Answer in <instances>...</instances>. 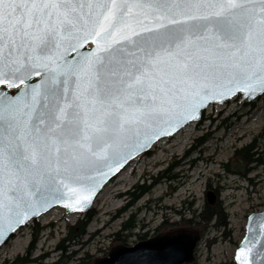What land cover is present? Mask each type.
Here are the masks:
<instances>
[{
	"label": "snow or ice",
	"instance_id": "1",
	"mask_svg": "<svg viewBox=\"0 0 264 264\" xmlns=\"http://www.w3.org/2000/svg\"><path fill=\"white\" fill-rule=\"evenodd\" d=\"M240 91L264 93V0H0V237ZM234 260L264 264V217Z\"/></svg>",
	"mask_w": 264,
	"mask_h": 264
},
{
	"label": "rangeland",
	"instance_id": "2",
	"mask_svg": "<svg viewBox=\"0 0 264 264\" xmlns=\"http://www.w3.org/2000/svg\"><path fill=\"white\" fill-rule=\"evenodd\" d=\"M190 124L162 139L104 187L84 231L79 224L86 215L73 218L57 207L19 230L0 249V264H99L119 248L163 238L164 224L173 230L171 225L181 219L195 218L207 205L212 209L220 202L225 223L212 222L206 229L195 224L184 231L195 238L190 263L236 264L247 218L264 207V165L242 166L237 155L254 143L264 162V95L252 103L239 95L224 105H210L199 123ZM142 185L149 191L133 196ZM131 219L135 228L122 232ZM76 226L70 240V227ZM170 233L174 230L164 238ZM63 240L65 249H59Z\"/></svg>",
	"mask_w": 264,
	"mask_h": 264
},
{
	"label": "water",
	"instance_id": "3",
	"mask_svg": "<svg viewBox=\"0 0 264 264\" xmlns=\"http://www.w3.org/2000/svg\"><path fill=\"white\" fill-rule=\"evenodd\" d=\"M87 47L88 46L85 47V51L87 50ZM239 95L242 97L243 101L252 103L258 98L262 97L264 93H258L255 96H248L240 91L235 92L231 96H225L220 100L208 101L198 110L197 116L193 117L190 120L181 121L180 124L176 127L175 131L165 130L163 134L158 133L154 138L150 139L144 147L135 150L134 153L126 155L124 160L121 162L118 170L109 173L106 178L100 181L98 187L96 188L95 194L92 196L90 201H88L84 205V207L69 208L65 204L51 202L50 206H46L35 214H30L28 219L23 224L15 225L14 228L9 231L6 236L0 237V249L7 242H9L20 229L27 226L31 221L40 218L44 214H47L57 207L65 209L69 214H87L93 209L94 203L104 187L113 179L117 178L130 165L132 161L136 160L138 157L146 153H149L153 149L154 145H156L162 139L174 136L188 124L192 122L199 123L203 119L210 105H224L225 103ZM208 195V203L213 204L214 197L212 196V193H209ZM262 217H264V207L262 211L251 213L248 216L245 226V235L247 234V228L249 227V225L256 224ZM194 247L195 238L190 234L182 233L167 238L142 241L132 247L119 248L118 250L112 252L109 258L101 261L99 264H189L193 259ZM171 248H177L178 250L175 252H171ZM235 263L238 264V262L236 261Z\"/></svg>",
	"mask_w": 264,
	"mask_h": 264
},
{
	"label": "trees",
	"instance_id": "4",
	"mask_svg": "<svg viewBox=\"0 0 264 264\" xmlns=\"http://www.w3.org/2000/svg\"><path fill=\"white\" fill-rule=\"evenodd\" d=\"M256 144H251V145H247L245 146L244 148L240 149L239 151H237V155L240 156V161H241V165L243 166V164H245L246 167H253V164L254 165H264V162H262L260 160L259 157H257L258 155V152L256 150ZM171 168L167 169L165 172L162 173L165 174V173H168L170 172ZM161 175V176H162ZM150 188L146 187L145 185H142V186H138L137 187V190L140 191L139 194L133 192V196L135 197H138L139 195H143L145 193H147L149 191ZM216 193H218L216 191ZM209 206L207 205L205 207V209L203 210V212H201L199 214V216H195V218H191V219H181L182 221L180 223H175L173 225H171L174 229V233H170L168 234V237H171V234H173L172 236L174 235H177L179 233H185L184 231L186 230H190V227H193V225H202L203 224V227L206 229V228H209V226L211 225L212 222H216L218 221L217 223L218 224H221V220L224 221V223L226 222V219H227V215L225 214V209L222 205V203H218V206L215 207V208H212V209H209L208 208ZM196 212L194 211L193 214H195ZM85 221L81 222L79 224V227L81 229V231H84L86 225L88 224V222L94 217V211L91 210L89 211L86 216H85ZM195 219H198L199 221H195ZM132 222V219L126 223L123 227V231H131L133 228H135L134 225L131 224ZM78 226L76 227H70V234H69V239L72 240L75 236H74V232L76 230ZM170 226L166 227V224H164L162 226V229H164L165 231L163 233H161V235H163V238L166 237V234L169 233L170 231H173V230H170ZM118 233L116 236H120V234L122 233ZM77 237V236H76ZM145 236L141 237L140 236V240H145ZM154 240V239H153ZM66 240H63L62 244L59 245V249H65V247L63 246L64 243H65ZM85 260V259H83ZM82 260V261H83ZM25 262L27 261H23L21 262L20 264H25ZM85 262V261H83ZM91 264H95L94 262H91ZM189 264H192V263H189Z\"/></svg>",
	"mask_w": 264,
	"mask_h": 264
},
{
	"label": "bare ground",
	"instance_id": "5",
	"mask_svg": "<svg viewBox=\"0 0 264 264\" xmlns=\"http://www.w3.org/2000/svg\"><path fill=\"white\" fill-rule=\"evenodd\" d=\"M190 126H191V124H189L186 128L188 129ZM177 134H178V133H177ZM50 213H52V212H50ZM50 213H49V214H50ZM49 214H47L46 216H48ZM70 216L73 217V218H75V217H76V214H71Z\"/></svg>",
	"mask_w": 264,
	"mask_h": 264
}]
</instances>
